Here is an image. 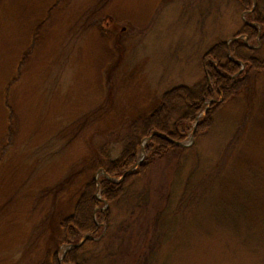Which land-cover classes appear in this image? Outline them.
I'll use <instances>...</instances> for the list:
<instances>
[{
    "label": "rangeland",
    "instance_id": "obj_1",
    "mask_svg": "<svg viewBox=\"0 0 264 264\" xmlns=\"http://www.w3.org/2000/svg\"><path fill=\"white\" fill-rule=\"evenodd\" d=\"M243 21L235 0H0V264L61 262L70 250L58 242L61 224L89 181L110 228L91 237L87 264H264V243L241 240L214 208L208 214L222 196L212 177L225 180L233 158L235 169L264 171V73L244 80L195 138L206 102L180 143L190 148L181 162L157 160L133 184L129 195H168L153 246V212L131 217L135 196L109 205L98 182L108 177L93 171L92 136H110L166 90L204 79V53L229 43ZM259 36L238 38L262 58ZM144 158L140 151L135 168Z\"/></svg>",
    "mask_w": 264,
    "mask_h": 264
},
{
    "label": "trees",
    "instance_id": "obj_2",
    "mask_svg": "<svg viewBox=\"0 0 264 264\" xmlns=\"http://www.w3.org/2000/svg\"><path fill=\"white\" fill-rule=\"evenodd\" d=\"M235 2L245 13L250 25L243 21L229 43L218 41L204 53L201 61L204 79L190 86L179 85L166 90L152 110L127 120L110 136L98 133L92 136L91 146L95 153L93 171L101 169L108 177L102 175L98 182L101 197L109 205L116 206L123 200L124 205H127L128 199L135 196L132 193L129 195L133 184L138 179L146 180L148 168L155 161L170 157L176 164L181 162L184 152L190 148L186 149L179 144L187 138L206 102L210 103L198 121L194 131L195 138L208 131L217 109L235 98L237 88L244 80H255L259 74L264 73V56L255 57L252 49L238 38L245 36L251 44L256 42L259 34V37L264 38V0ZM241 132L239 131L232 140L235 149L237 146H243L240 143ZM140 151L145 153V158L135 168ZM234 161L236 162V159L233 158L229 165L230 172H224L228 174L226 179L234 177V185L227 184L224 177H220L221 182H218L214 175L212 177V183L222 191V196L213 202L208 214H211L214 208L215 220L229 229L231 227L241 240L255 244L264 243V171L253 167L241 171L235 169L237 164ZM122 176L124 178L120 182L113 181ZM97 191L93 181L86 184L77 202V208L61 224L63 234L58 242L73 246L82 238L85 239V235H89L90 239H85L78 247L71 248L61 262L54 256L51 264H87L84 255L89 251V245L97 244L91 237H96L104 224L107 230L110 228L109 209L100 211L96 208L101 204L96 197ZM143 191L142 196H135V205L132 203L127 206L134 219L138 212L143 215H147L148 211L153 212V225L148 226L147 231L150 233L151 230L154 241L145 243L147 246H153L156 244L158 224L166 209L168 195H163L155 201L150 198L148 188ZM85 199L88 207L80 215L79 207Z\"/></svg>",
    "mask_w": 264,
    "mask_h": 264
},
{
    "label": "water",
    "instance_id": "obj_3",
    "mask_svg": "<svg viewBox=\"0 0 264 264\" xmlns=\"http://www.w3.org/2000/svg\"><path fill=\"white\" fill-rule=\"evenodd\" d=\"M126 175V174H125ZM124 177V176H123ZM86 239H88V237L86 238ZM84 241V240H83ZM83 241H81L79 244H77V245H74V246H69L68 248L70 249V248H74V247H78L79 245H81L82 243H83Z\"/></svg>",
    "mask_w": 264,
    "mask_h": 264
}]
</instances>
